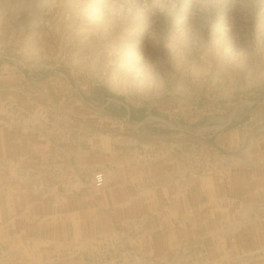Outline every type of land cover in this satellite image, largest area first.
<instances>
[{"label":"rangeland","instance_id":"1","mask_svg":"<svg viewBox=\"0 0 264 264\" xmlns=\"http://www.w3.org/2000/svg\"><path fill=\"white\" fill-rule=\"evenodd\" d=\"M0 129L42 139L52 149L46 167L26 155L18 165L0 162V176L18 171L28 179L2 183L0 199L9 197L8 184H23L24 204L37 202L31 195L39 173L46 176L43 189H59L70 143L73 152L135 157L137 175H147L141 187L168 193L152 205L138 197L130 221L104 210L103 228L121 230L90 245L74 244L71 231L59 240L43 228L40 243L31 242L10 227L16 211L2 215L0 255H38L41 264H206L204 244L222 240L233 250L230 264L240 257L241 264H264L261 198L246 200V213L261 214V228L245 243L225 229L229 196L186 193L195 179L199 191L214 183L210 193L226 191L223 180L264 164V0H0ZM98 173L101 187L94 185ZM104 174L92 173V188L104 189ZM207 179L214 181L206 185ZM180 183L185 190L176 197ZM192 206L199 209L198 228L169 237L202 248L177 246L160 262L153 242L162 231L153 225L166 215L182 227ZM209 261L226 264L220 257Z\"/></svg>","mask_w":264,"mask_h":264},{"label":"crops","instance_id":"2","mask_svg":"<svg viewBox=\"0 0 264 264\" xmlns=\"http://www.w3.org/2000/svg\"><path fill=\"white\" fill-rule=\"evenodd\" d=\"M71 147L72 144L70 143L67 145V148H64V155L65 157L67 156L68 161L63 167L64 170L67 171V175L61 181L62 185L59 189H55L53 186L43 189L41 183H43V178L46 176L39 173L35 178V182L38 183V189L37 191L33 189V191L37 193L31 195L38 199L37 202H32V205L24 204L22 198L26 189L22 186L23 184H8L10 189L6 196L9 197L3 198L4 195L1 196L0 216L6 215L7 217L9 214H15L16 211V215L19 216L10 220V227H13L15 231L19 230L18 232L22 235L25 233V236L31 242L36 243L35 240L37 239V243H40L38 237L41 228H43L44 232L47 231L50 233V236L52 234L54 237L55 233V238L58 237L57 239L59 240H63L64 237L69 236L68 231H71V241H73L74 244L79 242L82 244L83 242L84 244L90 245V242L93 240H107L119 233L121 229L120 225L118 227L112 226V228H103V224L105 223L104 210L114 216H116V214H122V216L127 215V219L130 221V217H134L136 214L138 197H145L151 200L152 205L157 203V199L161 200L168 194L167 189H160V191H158L157 187H152L150 189L148 187L145 188V186L141 187L140 184H142V181L147 180V175H137L136 167L134 165L135 157L124 159L122 157H115L116 154L114 153H103L104 156L97 152H89L81 147L76 148L75 152H73ZM96 147L102 148V145L100 144ZM103 147L105 148L107 146L103 145ZM51 151V145L47 141L37 138L35 139L31 136L26 137L22 132L0 129V162H3L6 159L8 163L18 165L20 160L23 159V157L25 158L26 155L27 159H33L37 162L39 168H42L48 165L51 158ZM129 162L132 165H130ZM258 167L259 169L247 170V174H241L239 176L231 175L223 180L224 189H226V191H215V193H210V190H214L215 188V183L209 185L213 179H207V184L204 183L209 185L206 188L208 190L199 191L201 188H199L200 184L197 182V179H195L194 187L190 190H186V193H192L196 198L206 195H211L210 197H212L218 194L229 196L232 211L231 213H227L228 224L225 229H228L229 231L227 230V232L229 233L235 232L240 240H245V243L246 241L251 240L252 232L261 228L256 226V221L260 219L261 214L259 212L251 214L252 211L246 213L247 205L245 204L247 199L253 200L257 198H261V201L264 203V164ZM98 168L105 173V187L102 190L94 189L91 186L92 173ZM254 171H257V173L249 175ZM20 173L18 174V171H16L15 173L7 172L6 175H1L0 186L4 182L12 183L19 181L18 183H21L28 181V179H25V176H22ZM8 175L10 177L7 178ZM2 176H5L6 179ZM196 186H198L199 189H197ZM182 187L185 190L184 183L183 185L181 183L180 185H175L174 191L176 197H182ZM229 187H233L235 191L228 192ZM17 199L19 200L17 201ZM19 206H21L20 211L24 213L23 215L21 214V216L18 214ZM24 206H27L26 211ZM250 206L253 207V203L250 204ZM197 207L198 206H192L191 211H186V213H191L192 216L187 219V224L182 227L172 225L170 220L165 218L166 215H162L160 217L161 220L153 225L154 229H160L162 231V237L156 238L153 242V246H155L154 252H158L159 256L154 255L157 256V260L160 262L170 260V255L174 252V248L177 246L178 249L176 250L182 249L183 252L202 248L201 246L203 245L201 244L195 243L183 245L178 243V239L171 240V237H169V233L171 236L179 235L175 234L174 230H180L182 232V230L193 231L198 228L196 225H198L197 219L199 218L198 215L200 213ZM25 214H32V220L24 216ZM237 214L240 215V218ZM109 218L110 222L113 223L114 220L111 219L112 217ZM247 218H249L248 221H246ZM252 218H255L256 220L253 221ZM135 228L133 227L131 229ZM152 230L153 229H150L149 233L152 232ZM90 231L94 232L95 235L98 231V234H101V236L98 237L96 235L93 238V235L89 233ZM243 237H245V239ZM138 238H140V235ZM22 240L23 238L20 241ZM232 241L233 245L236 246V241ZM183 246H186L187 248L183 249ZM203 248L209 257L207 263L211 262L209 260L213 261L215 258L217 259L220 257V259H226V264H230L234 257V254L232 253L233 250H231L225 243L223 244L222 240L207 241ZM242 248H244V246ZM245 252L246 250L239 251V254H245ZM239 254L235 257L241 256ZM29 256L30 255L25 256L24 254L0 255V264H41V259L38 255L37 257L33 256L28 258ZM241 258L242 257L239 258V261L236 264L242 263ZM183 259L184 258H181L177 262L183 261Z\"/></svg>","mask_w":264,"mask_h":264},{"label":"built area","instance_id":"3","mask_svg":"<svg viewBox=\"0 0 264 264\" xmlns=\"http://www.w3.org/2000/svg\"><path fill=\"white\" fill-rule=\"evenodd\" d=\"M102 176L103 175L101 173L100 174L98 173L94 176V185L96 187H101L103 185V177Z\"/></svg>","mask_w":264,"mask_h":264}]
</instances>
